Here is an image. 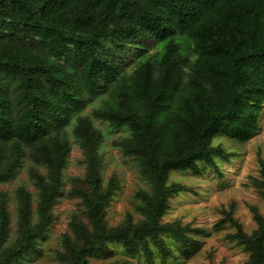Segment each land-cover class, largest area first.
I'll list each match as a JSON object with an SVG mask.
<instances>
[{"label":"trees","instance_id":"trees-1","mask_svg":"<svg viewBox=\"0 0 264 264\" xmlns=\"http://www.w3.org/2000/svg\"><path fill=\"white\" fill-rule=\"evenodd\" d=\"M97 99L93 118L129 132L116 145L149 186L137 194L139 223L106 221L113 191L103 186V133L83 113ZM263 104L264 0H0V183L26 157L46 170L31 172L36 220L31 193L18 191L15 239L8 194L0 193V264L21 263L45 237L65 196L71 125L87 174L69 197L80 199L89 225L73 217L59 262L109 261L116 254L111 246L122 245L152 264L153 247L163 260L178 256L166 236L181 256H194L208 231L163 222L170 200L188 191L168 185L169 175L200 174L199 164L218 171L216 159L232 154L214 138L249 141ZM254 185L264 198V169ZM252 210L256 230L247 234L230 219L236 232L228 237L251 264H264V215Z\"/></svg>","mask_w":264,"mask_h":264},{"label":"rangeland","instance_id":"rangeland-1","mask_svg":"<svg viewBox=\"0 0 264 264\" xmlns=\"http://www.w3.org/2000/svg\"><path fill=\"white\" fill-rule=\"evenodd\" d=\"M128 61H130L128 59ZM131 64L132 69L133 62ZM101 104L97 99L83 113L90 116L95 126L103 133L100 146L102 156V179L104 188L112 187V198L105 209L106 221L110 227H117L129 221L139 223L143 216L138 211L141 203L137 194L140 190H149L147 181L142 177L136 161L125 156L117 141L128 136L125 129H115L108 122L97 120L92 110ZM69 128L71 151L64 171L65 196L60 198L53 209V219L46 230L45 237L36 244L37 252L27 255L19 264H61L58 255L64 250V236L72 235V220L83 218V205L80 199L69 197L74 182H82L87 174L83 152ZM214 146H222L232 156L229 160L216 159L217 168L199 164L200 174L192 171L171 172L168 185L182 184L188 191L180 193L169 202V209L163 222L179 221L182 225L203 228L208 231L200 236L199 250L192 257L179 254V246L166 236L165 240L178 255L163 260L160 252L152 248V264H251L250 255L236 240L228 235L236 232L230 219L237 220L247 234L256 230L257 224L252 209L264 215V198L254 183L260 179L264 169V104L258 132L246 142H238L225 136H216ZM37 169L46 173L43 167L26 157L13 178L0 183V193L8 194V209L11 215V236L15 239L19 231V194L26 189L32 195L33 216L37 217L38 190L34 185L31 172ZM231 217V218H230ZM87 225L88 221L85 220ZM115 256L109 261L90 259L89 264H108L113 261H127L128 264H150L143 255L131 257L122 245H112Z\"/></svg>","mask_w":264,"mask_h":264}]
</instances>
